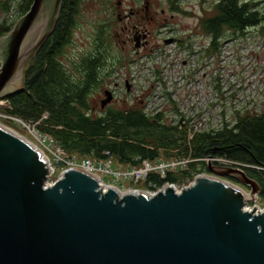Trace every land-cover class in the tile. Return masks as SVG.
Instances as JSON below:
<instances>
[{"label":"water","instance_id":"95a60500","mask_svg":"<svg viewBox=\"0 0 264 264\" xmlns=\"http://www.w3.org/2000/svg\"><path fill=\"white\" fill-rule=\"evenodd\" d=\"M63 1L34 0L0 38V100L24 88ZM112 100L106 92L103 107ZM8 129L0 126V264H264V209L249 207L261 187L244 170L211 164L214 177L181 190L122 195L75 169L50 184L49 160Z\"/></svg>","mask_w":264,"mask_h":264},{"label":"trees","instance_id":"16d2710c","mask_svg":"<svg viewBox=\"0 0 264 264\" xmlns=\"http://www.w3.org/2000/svg\"><path fill=\"white\" fill-rule=\"evenodd\" d=\"M84 1H63L52 35L24 72V88L4 99L10 108H4L3 112L29 123L40 122L38 130L53 138L70 158L111 157L126 169L139 167L145 160L156 162L179 156L192 161L187 170L169 173L166 179L150 174L136 185H141L144 191L157 192L167 184L190 183L197 175L209 171L203 159L225 157L240 164L257 181L264 200V114H239L232 128L225 124L218 132L195 135L187 144L185 131L167 124L162 114L146 116L141 101L118 102L105 111L94 109L90 96L91 90L99 86L103 54L97 52L100 56H94L89 52L76 59H64ZM169 1L178 13L194 17L193 12L180 8L181 0ZM207 1L201 2V17L194 32L212 37L208 54L215 52L227 33L238 35L258 29L264 36V7L258 0H218L210 10L203 6ZM33 3L34 0H0V38L12 30ZM103 35L99 32L95 39L97 49L111 44ZM45 114L47 119H43Z\"/></svg>","mask_w":264,"mask_h":264},{"label":"built area","instance_id":"2783aa9c","mask_svg":"<svg viewBox=\"0 0 264 264\" xmlns=\"http://www.w3.org/2000/svg\"><path fill=\"white\" fill-rule=\"evenodd\" d=\"M226 37L219 41L212 54L207 53L212 47L211 36L201 34L187 39L183 33L164 37L172 39V43L159 48L150 60L147 59L149 75L141 88L133 74L136 86L128 101H141L146 116L162 114L167 124L187 133V144L195 135L218 132L225 124L232 128L239 114H264V47L254 45L255 36L249 31L235 39ZM247 40L250 48L246 47ZM2 105L10 108L8 102ZM47 118L45 114L43 119ZM13 120L22 122L18 118ZM42 137L44 142L49 140L56 146L51 137ZM55 152L58 166L70 165L68 169L84 171L97 177L101 185L112 183L114 187L121 182L141 183L152 173L166 179L169 173L187 170L192 162L178 156L156 162L145 160L137 168L126 169L115 166L112 158H84L79 162L77 157L67 156L60 147ZM202 161L207 165L241 169L240 164L225 157H209ZM103 176L110 181L106 182ZM200 176L214 177L205 173L196 177Z\"/></svg>","mask_w":264,"mask_h":264},{"label":"rangeland","instance_id":"374dc122","mask_svg":"<svg viewBox=\"0 0 264 264\" xmlns=\"http://www.w3.org/2000/svg\"><path fill=\"white\" fill-rule=\"evenodd\" d=\"M118 1L119 0H85L84 1L83 5L80 8V13L77 16L76 27H75L74 32H73L71 46L69 47V49L67 50V53H66L67 56H70L71 58L76 59L80 55L89 53V52L93 51L94 48L96 49V46H94V45H95V39L98 35V33H97L98 27L101 23H103L105 20L108 19L107 18L108 12L111 13L113 10H115V6H116ZM123 1H124V7L123 8H126L128 6V3L130 0H126V2H125V0H123ZM161 1L166 2L167 0H161ZM216 1H218V0H208L203 6L206 9L210 10L212 4H214V2H216ZM258 1L260 2V6H262V8H263L264 7V0H258ZM201 2H202V0H181L180 1V5L182 6V8L193 12L194 17H185V15L179 14L177 17L179 26H177L176 24L174 25V26L178 27L175 34L180 36V33H181V35H183V33L190 34V32H191L190 35H192V33H194L193 31H195L196 25L198 23V19L201 17ZM106 10H108V11H106ZM16 16H17V13L15 14V16L13 15V17H16ZM119 27H120V25L117 23L113 26V29L114 28L119 29ZM180 27H181V30H179ZM172 31H173L172 27L168 28V29H164L163 30L164 35L161 37V41L164 37L171 35ZM178 31H180V33H178ZM247 31L251 32L255 36L254 45L256 47H260V46L264 47V36H262L259 33L258 29H250ZM114 36H115V40L118 41V37L116 36L115 33H114ZM226 36H227L226 37L227 39H230V38L235 39V38L241 36V34L232 35L230 33H227ZM250 44H251L250 41L247 40L246 41V45H247L246 47L250 48L251 47ZM118 52H119V50H117V51L114 50L112 57H114L115 55L118 56L119 55ZM152 54L153 53H150L148 55H142L141 54L140 56L135 55L136 58H131L132 61L130 63L128 62L129 63L128 66L126 64H124L123 67L119 66L120 68H117V69L114 68L113 69V71H112L113 73L110 75V77L107 79V81L111 82V86H112L111 89H114L116 91L117 99L129 100V96L124 94V88H123L124 87V80L126 78V76H124V71L126 72L127 68L130 69V71L132 70L133 74H135L137 76V80H139V81H137V85H139L140 88H141V85L143 86V83L145 81H147L148 75H149V72L147 71V68H148L147 67V59L150 60L153 57ZM262 59H264V56H262ZM115 83L118 84L117 87H114ZM2 101L3 102H0V103H2V104L7 103L6 100H2ZM2 104H0V124L10 128L11 130L15 131L19 135L23 136L30 143L35 145L37 148H39V150H41L43 152L44 156L50 160V163L53 167V172H52V176L50 177L49 183L50 184L54 183L62 175V173L64 171H66L68 168L71 167L70 165H68L67 167L66 166L61 167V166L57 165V161L59 160V158H58L55 150L57 149L58 146L56 145L54 147L53 146L54 144L53 143L51 144L49 140L46 142L43 141L42 136H46V135L38 130V126H39L40 122L29 123V122L23 121L22 119H20V120H22L23 123L22 122H16L15 120H13V118H16V117H13V116L9 117V115H7L3 112L4 107ZM78 161L80 162L81 158H78ZM209 175H211V174H209ZM103 179L106 182L110 181V178H108V177L103 176ZM192 182L185 183L184 185H179L176 188L178 190H181L182 188H185L188 185H190ZM230 182H232V181H230ZM232 183H234V182H232ZM111 185H112V183H109L108 186H111ZM114 185H115V187H117L122 192H128V191H132V190L144 191L143 187L141 185L133 186V185H131L130 182L129 183L121 182L119 184H114ZM236 185H238V184H236ZM239 186L242 187L245 191H247V192L249 191V189L247 187L242 186L240 184H239ZM249 207H250V209H254L255 207L264 209V200L261 199V197L259 195V198L256 199L254 202L250 203Z\"/></svg>","mask_w":264,"mask_h":264},{"label":"flooded vegetation","instance_id":"af4514ba","mask_svg":"<svg viewBox=\"0 0 264 264\" xmlns=\"http://www.w3.org/2000/svg\"><path fill=\"white\" fill-rule=\"evenodd\" d=\"M178 4L181 8L180 3ZM123 7L124 1L119 0L115 6V10L111 13L108 12V19L98 27L97 33H103V36L109 38L110 46L107 48L98 46V49L94 48L91 51L94 56H100L97 52L103 54L100 56L103 69L98 72L99 86L95 90H91L90 96L96 111H105L111 105L119 102V100L115 99L116 91L111 89V82L107 81L113 72L108 73L107 69L109 70L112 67L117 69L123 67L124 64L128 66L132 61L131 58H136L135 55L140 56L141 54L148 55L154 53L166 45L165 41L167 39L163 38L161 41V37L164 35L163 30L172 27L173 31L171 33L175 34L178 27L174 25L179 26L177 17L180 13L175 11L176 7L169 0L166 2L161 0H130L128 6L126 8ZM117 23L120 25L119 29H113V26ZM179 30H181V27ZM114 33L118 37V41L115 40ZM193 34L194 36L197 35V33ZM184 36L186 38L189 37L186 33H184ZM114 50H119V55L112 57ZM68 58L70 56L66 55L64 57V59ZM124 76H126L124 80L126 91L127 86H129L131 93L134 86H136L133 72L127 68L126 72L124 71ZM117 86L118 84L115 83L114 87ZM108 91L114 94V98L103 107L102 102L106 99V92Z\"/></svg>","mask_w":264,"mask_h":264},{"label":"bare ground","instance_id":"6f19581e","mask_svg":"<svg viewBox=\"0 0 264 264\" xmlns=\"http://www.w3.org/2000/svg\"><path fill=\"white\" fill-rule=\"evenodd\" d=\"M0 126L3 127V128H5V129H8V127H6V126H4V125H1V124H0ZM8 130H10V129H8ZM103 186H105V185H103ZM119 193H120L121 195L123 194L122 191H119Z\"/></svg>","mask_w":264,"mask_h":264}]
</instances>
